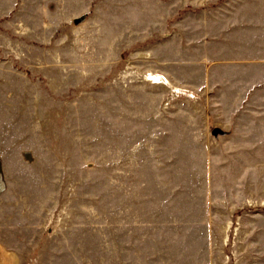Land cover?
Segmentation results:
<instances>
[{
    "label": "rangeland",
    "instance_id": "1",
    "mask_svg": "<svg viewBox=\"0 0 264 264\" xmlns=\"http://www.w3.org/2000/svg\"><path fill=\"white\" fill-rule=\"evenodd\" d=\"M0 264H264V0H0Z\"/></svg>",
    "mask_w": 264,
    "mask_h": 264
}]
</instances>
